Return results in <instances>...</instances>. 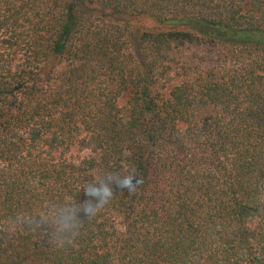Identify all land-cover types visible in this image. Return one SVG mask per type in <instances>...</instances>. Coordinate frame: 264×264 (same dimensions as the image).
Masks as SVG:
<instances>
[{"label": "trees", "instance_id": "1", "mask_svg": "<svg viewBox=\"0 0 264 264\" xmlns=\"http://www.w3.org/2000/svg\"><path fill=\"white\" fill-rule=\"evenodd\" d=\"M0 264H264V0H0Z\"/></svg>", "mask_w": 264, "mask_h": 264}, {"label": "clouds", "instance_id": "2", "mask_svg": "<svg viewBox=\"0 0 264 264\" xmlns=\"http://www.w3.org/2000/svg\"><path fill=\"white\" fill-rule=\"evenodd\" d=\"M124 185V173L121 171H102L96 178L83 187L84 199L69 200L54 211L51 223V244L56 248L71 245L78 235L86 220L95 218L99 212L107 207L113 200L117 189ZM14 223L31 228L45 227L35 216L19 215L14 218Z\"/></svg>", "mask_w": 264, "mask_h": 264}, {"label": "rangeland", "instance_id": "3", "mask_svg": "<svg viewBox=\"0 0 264 264\" xmlns=\"http://www.w3.org/2000/svg\"><path fill=\"white\" fill-rule=\"evenodd\" d=\"M139 25H142V26H147V27H154L155 23L152 22V21H148V20H143L141 22H138Z\"/></svg>", "mask_w": 264, "mask_h": 264}]
</instances>
